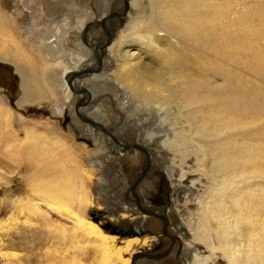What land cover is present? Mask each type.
Returning <instances> with one entry per match:
<instances>
[{"label": "bare ground", "instance_id": "bare-ground-1", "mask_svg": "<svg viewBox=\"0 0 264 264\" xmlns=\"http://www.w3.org/2000/svg\"><path fill=\"white\" fill-rule=\"evenodd\" d=\"M39 1L48 8L40 9V19H33L27 30L29 35L39 33L31 38L38 53L34 45L28 47L20 40L23 24L8 16L0 2V60L11 63L20 75L17 105L45 99L61 115L77 94L79 103L72 108L85 118L86 135L100 143L95 152L124 158L132 150L116 135L106 134L110 118L94 107L99 85H108L118 105L142 111L145 122L154 121L142 131L146 147L135 145L150 157L151 166L156 162L155 148L175 159L194 155L208 181L205 194L195 200V220L191 216L181 225L191 240L185 249L202 244L209 254L196 247L193 260L185 264H211L219 256L228 264H264V0H123L118 15L110 10L92 15L78 8L80 1L90 0ZM94 20L106 32L90 45L85 31ZM69 34L76 36L72 39L77 48L71 51L66 48ZM113 59L117 66L109 72L106 61ZM6 107L12 115V108ZM9 120L8 129L1 128L0 133L5 146L22 142L20 131L33 143L21 146L18 154L7 150L6 157L14 163L18 155L36 158L25 168L40 174L44 190L59 197V186L63 190L65 184L59 153L70 155L68 144L30 124L12 129ZM174 158L159 160L173 179L172 190L177 191L181 178L193 169L181 167L176 181ZM102 162L93 159V163ZM126 181L120 183L123 191L116 194L118 198L125 195ZM202 181L200 177L198 182ZM102 186L105 192L111 188L106 179ZM85 195L87 199L75 210L55 201L42 202L70 222L69 228L57 225L64 236L87 242L76 246L93 253L88 256L92 264H130L131 256L153 242L149 234L121 238L88 220L84 212L91 200ZM105 196L111 200L110 194ZM170 201L179 206L174 198ZM119 203L113 217L130 218L126 202L121 198ZM21 244L9 242L13 247ZM61 258L65 264H85L77 257Z\"/></svg>", "mask_w": 264, "mask_h": 264}, {"label": "rangeland", "instance_id": "rangeland-1", "mask_svg": "<svg viewBox=\"0 0 264 264\" xmlns=\"http://www.w3.org/2000/svg\"><path fill=\"white\" fill-rule=\"evenodd\" d=\"M27 1L28 0H0L4 12L8 16L17 17L21 24H23V33H18L20 40L28 47L34 45V51L38 53L39 49H37L36 41H31V38L39 33H30L29 35L27 30L33 19H40V9L43 7L48 8V5L46 2H41L39 0H34L28 5ZM79 3L81 6L78 7L79 9L82 8L85 11H89L92 15H99L101 11L108 10L118 15L123 8V0H90L88 3L82 1ZM51 10L54 9L52 8ZM261 16L264 17V13L261 14ZM95 21L96 20L89 23L85 31L87 36L86 40L90 45H93L94 42L97 44L98 42L94 38L98 37L97 39L101 40L106 32L101 25H96V23H94ZM262 23L264 24V18H262ZM120 27H122V25H120ZM68 36L66 48L68 51L75 50L77 48L76 41L74 40L76 36H71L70 34ZM91 58L92 57L89 56V59ZM95 60L98 61L97 59ZM39 63L41 64V62ZM106 64L109 72L117 66L114 59L112 63L110 60L106 61ZM41 69L40 65L39 70ZM147 79L148 78H145V80ZM96 93L98 94V100L94 107L96 106L95 108H97L99 112L102 114L105 113L110 118L106 125L108 131L106 134L112 133L116 135L119 142L128 144L129 149L132 150L124 158H119L118 155L107 154L106 152L103 154L104 151L98 150L95 152L101 145L99 142H93V140L86 135L87 132L82 129L87 123L85 118L78 117L74 108H72V105L74 106L79 103V100L76 99L79 97L75 92V98L67 108H65V112L61 115L54 112L53 102L50 103L45 99L38 104H28L19 107L17 105V100L21 95L20 75L11 63L0 60V113L2 112L0 116H4L0 117V123L3 122L1 123L2 125H0V133L2 132L1 128L8 129V126H6V119L9 118L10 128L12 129H19L24 124H30L36 126V128L41 131H47L49 134L63 138L70 148L71 155H65V153L62 152L59 153V160L61 163L64 161L63 165L65 166V168L63 167V170H61L63 173L61 176L64 177L62 182L64 181L65 184L62 183L64 186L63 190H61L59 186V197H57L53 193L44 190L41 183L42 181H40V174L35 173V170L31 168H25L26 165L35 162L36 158H26L23 155H18L16 156L18 159H15L19 161L18 163H14L5 155L7 150L10 153L18 154V150L21 149V146L32 144L33 141L26 138L23 131L17 132L18 138L21 139L22 142H11V144L9 143L10 145L7 146L4 145V140L0 137V160L5 159L12 164L11 166H6L0 161V264H65L61 260V257L64 255H67L69 259L77 257L85 264H92L91 258L88 256L89 254L93 255V253L90 251L84 252L77 247L79 244L84 247L83 245H86L87 242H77L75 239V241L71 239V237L67 238V236H64L57 225L62 224L69 228L71 225L70 222L66 220L64 216H60L55 209L48 208V205L42 202L43 199L58 202L62 207L68 208V210H75L77 206H81L80 203H82L83 200L87 199H84V195L87 191L86 195L89 196L91 204L86 207L84 212L85 217L90 221L98 223L109 233H112V231L106 229L105 226L108 224L117 226L122 223V219H116L111 213V211L117 209L116 205H119V198L116 194L119 193V190L122 191L120 182L123 183L127 180V185H131V182L135 181L145 168H147V170L144 171L145 175L142 180L139 181L138 186L143 180H148L153 185L150 187L152 198L157 200L161 196L165 197L166 203L164 205L158 206L151 203V206L157 207V211L158 207L165 209L171 220L168 227L169 231L176 235L177 240L169 255L159 260L144 258L142 264H182L183 261L189 262L194 258L196 247L204 254H209V251L202 244H194L193 242V246L189 251L185 249V244L190 240V236L183 233L181 225L183 222L187 224L191 216L195 220V208H197L198 205L195 200L197 197L199 198L205 194L208 186L206 177L200 173L201 169L197 167L195 156H190L185 160H181L180 156H176L175 159L173 155L160 154L158 152L159 149L155 148L156 156H154V158L156 162L153 164V167L151 166L152 169H148V166H146L148 163V156L135 145H146L145 141L143 142L141 140V136L144 135L143 128H145L144 126L150 128L149 125L153 124L154 121L151 119V121L145 122L143 120L145 118H143L144 116H142L143 114L141 113L142 111L133 107L122 108L121 105H118L114 97L115 92L108 85L100 84ZM6 105L12 108V115L6 113ZM4 109L5 111H2ZM102 132L104 133L103 130ZM114 143H118L116 139H114ZM150 144L153 146L152 143ZM95 157L101 159L103 165L93 163ZM166 157L167 160L172 158L175 160L174 179L176 181H178V179L180 180L181 167L187 169L186 167L188 166L193 169L186 176L181 178L180 185H176L177 191L172 190L173 179L163 168V163H161L162 160H159ZM200 177L203 179V183L198 182ZM104 179L108 180L111 184V188L106 192L102 186ZM193 180H197L195 185L193 184ZM189 189L192 191L189 192ZM84 191L85 194H83ZM167 193L168 195L171 193L170 197L177 201L178 207L167 201ZM106 194H110V201L106 199ZM127 196L128 197L123 200L126 202L127 206L132 203L136 204L135 200H132V198L135 199V196L130 187L127 189ZM121 198L122 197H120V199ZM35 207L38 209H35ZM137 209L141 212L140 215H133L130 213V218L145 217L150 219V217H153L140 211L138 207ZM160 223L161 220L158 218H155L154 222L149 221V224L156 230H160ZM113 234H117L121 238H128L127 236L122 237L119 233ZM10 241L22 244L13 247L9 245ZM153 241L152 244L146 245L147 247L144 246L145 251L157 245L159 238L154 235ZM170 244V238L168 236H163L162 248H166ZM87 246L89 247V244ZM180 256H183L184 260H180ZM132 260L133 256H131L130 264H132ZM211 264H228V262L225 258L219 256L215 261L211 262Z\"/></svg>", "mask_w": 264, "mask_h": 264}, {"label": "flooded vegetation", "instance_id": "flooded-vegetation-1", "mask_svg": "<svg viewBox=\"0 0 264 264\" xmlns=\"http://www.w3.org/2000/svg\"><path fill=\"white\" fill-rule=\"evenodd\" d=\"M150 160L151 159L148 156V163L146 165V166H148V169H152V167L154 166L153 165L151 167ZM145 170H147V168H145ZM144 171L142 172V174H140L138 176V178L135 181L131 182V185H129V186L127 185L128 187H130L132 189V193L135 196V199L132 198V200H135L136 204L132 203V204H129L130 206L128 205L129 208L131 207L130 208L131 213L133 215H140L141 212H139L137 207L140 209V211H142V208H144L146 211H151V212L158 213L160 215H164L168 221L164 220L161 217L155 216L153 214H149L150 216H153V217H150V219H147L145 217H137V218H134V221L133 220L131 221L130 218H127V219L126 218H121L122 219V223L117 225V226H112L111 224H108L109 230L112 231V232H115V233H121L123 230L126 231V230H128L130 228V225H133V226H135V228H142L143 227L145 229V231L147 232L145 235H147V234H149L151 236L156 235L159 238V241H158L157 245H154L149 250L145 251V247H147V246H145L144 248L139 250V252L149 253V254L155 255L156 257L144 256V257H141L140 259H137L135 261V264H142V260L144 258L159 260V259H162V258L166 257L167 255H169L171 253V251L173 249V245H174V243L177 240L176 239V235H174L173 233H171L169 231L168 227H169V224L171 223V220L169 219V216H168L167 212L165 211V209H162L161 207H158V211H157L156 210L157 207L151 206V203H154V204H156L158 206L164 205L166 203L165 197L161 196L157 200L153 199L152 196H151V193H150V187H151L152 183L149 182L148 180H143L142 183L138 186L139 181H141L143 176L145 175ZM120 183H122V182H120ZM122 184H124V183H122ZM128 187H127V189H128ZM127 189L125 190V195L122 196L123 200H125V198L128 197L127 196ZM122 191H123V188H122ZM170 194L171 193H169V195H168V193L166 194V199H167L168 202H171L170 201V197H169ZM119 201H120V197H119ZM138 202L140 203V205H138ZM118 209L119 208H117V209H115L113 211H117ZM113 211H111V213ZM155 218H158V219L161 220L160 230H156L153 226H151V224H149V221L154 222ZM137 219L139 220V222H137L138 221ZM165 226H166L167 233L163 232ZM163 236H168L170 238V240H171V244L168 247H166V248H162V238H163ZM130 237H132V236H130ZM180 260H184V257L180 256ZM182 264H185V261H183Z\"/></svg>", "mask_w": 264, "mask_h": 264}, {"label": "water", "instance_id": "water-1", "mask_svg": "<svg viewBox=\"0 0 264 264\" xmlns=\"http://www.w3.org/2000/svg\"><path fill=\"white\" fill-rule=\"evenodd\" d=\"M138 205H140V203L138 202ZM142 212L144 213H147V214H153L155 216H158V217H161L163 218L164 220L168 221L166 219V217L164 215H160L158 213H155V212H151V211H146L144 208H142ZM138 220V219H137ZM139 222V220L137 221ZM106 229L109 230V226L106 225L105 226ZM164 233H167V230H166V226L164 227V230H163ZM112 233H115V232H112ZM147 232L145 231V229L142 227V228H135V226L133 225H130V228L128 230H123L121 233H119L122 237L124 236H144ZM144 256H147V257H156L155 255H152V254H149V253H144V252H137L133 255V260H132V264H135V261L137 259H140L141 257H144ZM158 257V256H157Z\"/></svg>", "mask_w": 264, "mask_h": 264}]
</instances>
